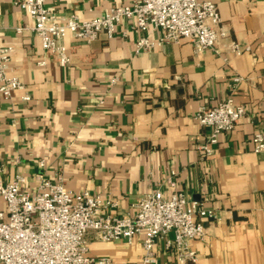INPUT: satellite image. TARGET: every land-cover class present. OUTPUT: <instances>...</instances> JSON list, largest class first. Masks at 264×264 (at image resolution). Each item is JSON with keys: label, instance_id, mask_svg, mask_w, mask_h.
<instances>
[{"label": "crops", "instance_id": "crops-1", "mask_svg": "<svg viewBox=\"0 0 264 264\" xmlns=\"http://www.w3.org/2000/svg\"><path fill=\"white\" fill-rule=\"evenodd\" d=\"M19 1L0 0V47L11 46L8 71L23 84L10 98L0 95L3 180L21 173L36 190L38 176L61 177L73 191L118 199L112 210L120 212L133 211L140 196L157 189L183 191L213 212L205 236L190 242L197 264H264V150L256 152L252 142L264 129V0H216L229 34L201 53L187 41L137 51L141 32L123 19L112 37L101 33L87 42L67 34L65 65L33 30L17 31L32 22ZM131 1L47 5L58 15L89 19ZM232 41L252 49L237 53ZM228 96L246 114L220 134L212 156H202L198 146L210 127L196 114ZM171 170L175 187L166 182ZM89 240L90 253L111 264H144L142 235L132 243L101 242L92 233ZM156 251L158 261L146 264H179L162 239Z\"/></svg>", "mask_w": 264, "mask_h": 264}, {"label": "built area", "instance_id": "built-area-1", "mask_svg": "<svg viewBox=\"0 0 264 264\" xmlns=\"http://www.w3.org/2000/svg\"><path fill=\"white\" fill-rule=\"evenodd\" d=\"M47 2L20 0L18 5L32 22L19 26L17 31L33 30L44 49L61 65L70 61L62 43L67 34L87 42L101 33L112 37L123 19L141 32L136 39L137 51L154 49L165 42L187 41L201 53L217 46L229 34L221 24L216 0H132L89 19L75 14L58 15ZM155 30L161 32L157 38L152 36ZM230 46L237 53L252 49L234 41ZM11 58V46L0 47V95L5 98L23 88L20 79L8 71ZM38 63L44 65L45 61ZM22 98L29 101L31 95L25 92ZM245 114L246 107L235 103L233 96L202 106L196 118L210 127L206 142L198 146L202 156H212L220 134L233 130ZM252 142L256 152L264 150V129L254 133ZM39 163L45 165L43 159ZM2 171L0 165V198L4 201L0 204V264H111L110 257L90 253V233L97 241L126 243L142 235L144 264L158 261L156 245L160 239L179 264L199 261L190 242L205 236L204 221L213 212L183 191L166 195L157 189L140 196L132 204L133 211L120 212L112 210L119 206L118 199L87 189L73 191L61 177L52 180L38 176L36 190H31L23 174L4 181ZM176 175V170L170 171L166 179L169 186L175 187Z\"/></svg>", "mask_w": 264, "mask_h": 264}]
</instances>
